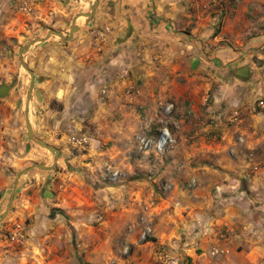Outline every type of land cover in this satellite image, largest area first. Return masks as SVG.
<instances>
[{"label":"crops","instance_id":"obj_1","mask_svg":"<svg viewBox=\"0 0 264 264\" xmlns=\"http://www.w3.org/2000/svg\"><path fill=\"white\" fill-rule=\"evenodd\" d=\"M21 1L37 9L28 18L49 27L19 34L8 45L9 32L21 23L14 18L12 29L0 25V84L16 80L0 97V162L7 159V167L0 165V192L12 182L7 171L22 160L49 161L59 172L80 157H105L116 172L127 165L125 150L136 143L134 134L168 125L175 138L189 136L197 144L216 131L224 138V181L217 192L203 183L160 197L173 214L161 230L164 242L174 243L179 264H264V28L246 18V0H235L236 9L222 8V25L218 14H197V0H98L91 17L76 19L79 29L70 39L51 35L22 57L21 47L49 29L68 37L76 15L90 12L95 0ZM21 58L35 75L29 102L34 136L59 149L56 163L27 135L32 76ZM213 87V104H207ZM189 108L193 114L186 117L195 123L185 126L180 112ZM233 108L240 111L237 123L230 121ZM82 134L90 137L92 152L72 144ZM217 247L224 252L212 256Z\"/></svg>","mask_w":264,"mask_h":264},{"label":"rangeland","instance_id":"obj_2","mask_svg":"<svg viewBox=\"0 0 264 264\" xmlns=\"http://www.w3.org/2000/svg\"><path fill=\"white\" fill-rule=\"evenodd\" d=\"M244 4L250 23L256 26V20L264 28V0H246ZM195 5L197 14H218V25L224 20V11L219 13L222 8H237L235 0H197ZM36 11L29 2L0 0V19L6 16L0 25L10 29V24H18L14 18L21 23L14 28L17 31L9 32L13 35L8 36V45L15 43L19 34L48 30L43 20L28 18ZM215 88L206 94L207 104H213ZM186 116L192 115L180 112L185 126L195 123ZM209 123L214 126L217 121L212 123L211 117ZM157 133L158 129L151 131L153 137ZM217 134L206 132L197 144L194 138L188 141L189 136H177L168 149L153 148L147 153L132 143L125 150L127 165L121 164L117 176L107 158L94 161L91 156L63 163L59 172L36 167L23 173L8 213L0 222V264H179L174 243L164 242L163 225L172 223L173 214L160 197L170 195L177 186L193 190L203 183L211 184L212 192L218 191L217 186L224 181V138ZM35 145L48 157L53 155ZM74 147L92 152L89 144ZM174 158L179 161L173 163ZM6 161L2 158L0 165L7 167ZM33 162L22 160L15 171H7L12 182L0 197V215L7 208L17 175ZM199 175L204 176L200 182ZM193 180L196 185L190 186Z\"/></svg>","mask_w":264,"mask_h":264},{"label":"water","instance_id":"obj_3","mask_svg":"<svg viewBox=\"0 0 264 264\" xmlns=\"http://www.w3.org/2000/svg\"><path fill=\"white\" fill-rule=\"evenodd\" d=\"M97 4H98V0H95V4L93 5L92 9L90 12H80L76 15L75 19L73 20V23L70 27V33H69V36L66 37L61 31H58L56 29H49V31L47 32L46 36L44 38H41V37H37L36 39L30 41L29 43H27L25 46H22L21 49H20V54H21V57L23 56L24 53H26V51H28L29 47L36 41H44V40H47L51 35H57L59 36L60 38H62L63 40H68L71 38V36L74 35L75 32L78 31V26L76 24V19L80 16H85V17H91L97 7ZM21 62L23 64V66L30 72L31 76H32V82L30 84V87H29V91H28V98H27V107H26V128H27V135L35 140L39 145H41L42 147H45L47 148L50 152H52L54 155H55V163L57 162L58 160V156H59V149L55 146H52L51 144L47 143L46 141L44 140H41V139H37L35 136H34V130H33V127H32V124H31V121H30V118H29V102H30V97L32 95V92H33V87H34V78H35V75H34V72L27 66L26 62L24 61L23 58H21ZM240 71H244L246 74H248L249 72V69L247 67H243ZM250 73V72H249ZM245 80H247L246 77H244ZM16 85V80L13 79V81L11 83H2L0 84V97H5L13 88L14 86ZM42 168V169H45V170H49V169H52L54 166H48L46 165V163H38V162H33L32 165L26 167L25 169H23L18 175H17V178H16V181H15V185H14V188H13V191L11 193V196H10V199H9V203L7 205V208L6 210L0 215V222L3 220V218L6 216V214L8 213V210L12 204V201L14 199V193L16 191V188H17V185H18V180L20 178V176L24 173H28L30 171H32L34 168ZM3 192H0V197L2 196Z\"/></svg>","mask_w":264,"mask_h":264},{"label":"built area","instance_id":"obj_4","mask_svg":"<svg viewBox=\"0 0 264 264\" xmlns=\"http://www.w3.org/2000/svg\"><path fill=\"white\" fill-rule=\"evenodd\" d=\"M103 93H105V91H103ZM259 105L264 109V98L259 100ZM174 107L175 106L173 104L167 106L165 108V113L167 115L171 114L174 110ZM187 113L188 115H192L193 109L190 108ZM239 114H240L239 109L233 108L230 121L232 123L239 122ZM216 120L217 118L215 116H212V123L216 122ZM135 140L140 150H142V152L145 153L149 152L153 148H155L157 151H164L168 149V147H170L176 141L168 125H165L163 128L158 130V133L155 137H153V134L142 133L140 135H137ZM71 142L76 147H84L90 143V137L86 134L74 136ZM237 142L243 143L244 138L240 136L237 139ZM118 174L119 172H115L114 176H117ZM195 185H196V180H193L190 186H195ZM223 252H224L223 249H219V248H214L211 250L212 255H217Z\"/></svg>","mask_w":264,"mask_h":264}]
</instances>
